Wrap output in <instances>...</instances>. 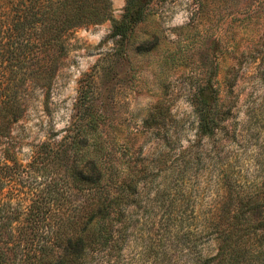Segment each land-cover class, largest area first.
Wrapping results in <instances>:
<instances>
[{"label":"rangeland","instance_id":"rangeland-1","mask_svg":"<svg viewBox=\"0 0 264 264\" xmlns=\"http://www.w3.org/2000/svg\"><path fill=\"white\" fill-rule=\"evenodd\" d=\"M8 1L0 0V12ZM126 3L112 0L111 18L75 29L48 101L40 95L21 130L22 157L28 160L32 143L71 140L52 164L63 180L90 158L114 179L145 168L148 176L131 192L126 253L139 264H157L173 250L165 222L176 204L209 206L215 194L203 161L187 174L177 200L179 151L214 140L198 134L201 97L194 95L207 80L215 82L220 101L239 94L237 127L264 96L258 73L264 72V0H146L143 18L128 28ZM251 126L259 134L247 151L239 136L229 139L244 167L264 143V116ZM108 188L116 192V184ZM81 198L74 189L73 199ZM207 248L205 241L198 245Z\"/></svg>","mask_w":264,"mask_h":264},{"label":"trees","instance_id":"trees-1","mask_svg":"<svg viewBox=\"0 0 264 264\" xmlns=\"http://www.w3.org/2000/svg\"><path fill=\"white\" fill-rule=\"evenodd\" d=\"M8 2L0 12V264H139L126 253L127 213L131 192L148 176L145 168L114 179L90 158L63 180L52 164H59L71 140L32 143L28 160L22 157L21 130L40 95L48 101L75 29L111 18L112 0ZM145 3L127 0L125 28L143 18ZM196 95L198 134L214 140L179 151L177 200L187 174L203 161L215 194L209 206L176 204L165 222L173 250L157 264H264V143L256 144L244 167L229 140L239 136L247 151L259 134L251 124L263 119L264 96L237 127L239 94L220 101L215 82L207 80ZM109 184H116L115 193ZM74 189L83 198L73 199ZM201 241L206 252L198 249Z\"/></svg>","mask_w":264,"mask_h":264}]
</instances>
